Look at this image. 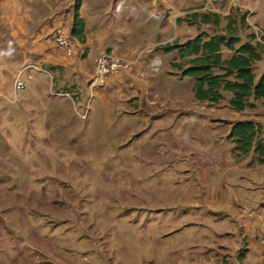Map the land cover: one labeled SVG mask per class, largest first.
Instances as JSON below:
<instances>
[{
	"label": "rangeland",
	"instance_id": "rangeland-1",
	"mask_svg": "<svg viewBox=\"0 0 264 264\" xmlns=\"http://www.w3.org/2000/svg\"><path fill=\"white\" fill-rule=\"evenodd\" d=\"M78 1L79 13L95 11L98 18L73 57V68L47 64L43 54L31 51L30 32L12 30L0 15V264H247L239 254L249 243L238 244L244 232L235 223L242 208L230 197L235 185L216 168L219 160L207 154L224 150L209 141L215 134L236 137L239 118L231 116L230 93L223 90V98L213 101L225 117L210 115L206 122L191 107L185 108L186 118L160 114L162 104L153 102L148 83L141 91L127 87L124 94L94 86L102 53L125 55L134 49L123 44L135 41L130 26L138 15L130 13V26L106 37L115 0H54L56 11L48 7L51 1L36 0L31 29L59 15L70 19ZM178 6L179 16L192 9L218 12L219 26L210 34L226 30L227 38H239L237 48L255 45L261 61L253 72L264 71V40L255 38L252 26L264 36V0H178ZM155 11L147 15L160 17ZM151 19L142 20L144 29ZM53 38L47 53L56 47ZM139 44L128 55L148 43ZM149 54L152 59L160 49ZM233 54L226 51V59ZM164 58L161 77L171 66ZM25 67H30L23 76L28 89L16 98L14 84ZM248 104L242 120L257 114L259 132L252 140L236 137L227 143L228 151L243 152L237 162L250 163L258 143L264 144V102ZM258 225L250 224V234L261 243ZM230 230L236 242L228 248L240 246L233 252L226 249Z\"/></svg>",
	"mask_w": 264,
	"mask_h": 264
},
{
	"label": "crops",
	"instance_id": "crops-1",
	"mask_svg": "<svg viewBox=\"0 0 264 264\" xmlns=\"http://www.w3.org/2000/svg\"><path fill=\"white\" fill-rule=\"evenodd\" d=\"M36 0H0V15L5 16L3 21L8 24V27L10 25V28L12 30H18L22 33H29L28 34V40L27 43L30 46L31 51H34L36 53L43 54V60L46 61L47 64L51 63L53 65H59L61 67H69L73 68V65L71 63L73 62L74 58L78 57L80 54V51L82 50V45H85V41L82 42L80 36L77 34H74V19H75V13L71 15V18L68 19L66 17V14L56 16L53 20L47 21L43 26L39 28V30L31 29V21L32 18L30 15L33 13V6L35 4ZM51 1V3H48V7L54 9V11L57 10L56 8H52L53 1L54 0H46ZM87 1V0H86ZM60 0H58V3ZM99 2V1H98ZM97 2V3H98ZM113 5V12L115 17L112 21L109 22V28H108V34L106 37L110 36V32H116L123 30L125 27H129L131 24V18L130 20H127L129 18L130 13H134L138 15L136 21L137 23H132L130 27H133L135 31L133 32V36L135 38V41L132 43H125L123 46H130V48H134L129 50L128 52L124 53L125 55H128V53L141 48L139 45V42H147V48L153 47L154 50L160 49V54H155L152 59H150V56L138 66L135 73H126V75H121L118 77H111L105 86L109 85V90L111 92H114V89L118 91L119 94H124L122 90L126 89L127 87H131L133 89H136L137 91H141L145 84L153 85V88L149 89L150 93L154 92V95L156 96V99L153 101L154 103H161V110L160 114L165 113H172L171 117H188L185 112L186 107H191L194 109L196 114H203L205 118H202L201 120L208 122L210 115H215L219 118L225 117V114L222 109L219 108V105L216 103L209 101V100H198L196 98V92H195V84H196V77L184 75L183 69L189 68L191 66V59L193 57H186L181 58L180 57V49H173L172 51H166L165 46L168 44L173 45L174 42H178L180 46L186 45L190 40H193L198 35L202 33H208L210 36H225V31L223 32L224 35L218 34H210V30L212 28L216 29L218 28V25L211 24V23H203L202 22V16L203 13H199L201 11H204V14H210L213 16V18L217 15L218 12L209 11L207 9H192L185 12H182L185 16H179L181 13L179 11L178 6V0H115V3L112 2ZM56 5V4H55ZM62 5L61 9H64V5ZM158 9V12L155 11V14H161L160 17L157 15H147V12L150 11L149 14H152L151 11ZM83 10L80 11V16L85 22L86 26V33L85 36H90V26L94 24L96 19L98 18V14L94 12H85L83 13ZM90 13V15H89ZM56 15V13H54ZM125 16V19L123 17ZM12 18V19H11ZM148 18L149 21L151 19L150 28L148 30L144 29L146 26V22L142 25V20ZM160 18V19H158ZM220 18V16H219ZM181 19V20H180ZM191 20V21H190ZM196 20V21H195ZM128 21L126 24L125 22ZM181 22V23H180ZM195 22L196 25H193L191 28L190 24ZM3 23V22H1ZM125 24V25H124ZM200 25V28H202V31L200 32L198 30ZM63 29L66 34L71 37L72 42L74 43V46L76 48V54L75 56H68L64 49L58 47L56 43V47L53 48L50 52H45L46 47H48V41H50V36L59 29ZM194 30V32H193ZM138 33V34H136ZM140 33V34H139ZM189 33V34H188ZM86 40V39H85ZM88 39L87 44L91 42ZM181 41V42H180ZM54 42V38H53ZM131 44V45H129ZM238 44V43H237ZM253 47L255 45L251 44ZM138 47V48H136ZM226 51L234 52L232 50H229L226 47H223L222 54L223 59L226 60L225 54ZM257 52H260L259 50ZM82 53V52H81ZM109 53H116V52H109ZM235 53V52H234ZM119 55L123 53H117ZM164 57H167L170 60L171 66L164 70L165 73L161 77L160 74L163 71V61H166ZM231 57V56H230ZM229 57V58H230ZM227 58V59H229ZM148 59L150 61H148ZM261 61V59H260ZM259 62V60L255 61ZM254 62V63H255ZM154 64V65H153ZM157 64V65H156ZM54 68V66H51ZM173 67V68H172ZM175 67V68H174ZM176 68L178 70H176ZM145 70L146 74L143 77H140L139 73ZM253 71V69H252ZM255 74V81L256 83L259 82L261 77L264 74V71L262 70L261 74L259 76L256 74V72H253ZM147 75V78H146ZM29 79L32 78V75L27 76ZM146 78V79H144ZM160 85V86H159ZM188 86V87H187ZM140 87V88H139ZM146 89H148L146 87ZM187 89V90H186ZM154 90V91H153ZM186 90V91H185ZM176 91V92H173ZM229 92V91H225ZM110 93V92H109ZM222 95L224 96L223 90H221ZM230 93V101L233 98V93ZM146 93L145 95H147ZM164 94V98L160 97L159 95ZM251 101L248 103L252 104V107H256L258 105V102L262 103L264 102V97L258 98L255 95L251 96ZM172 99V100H171ZM263 100V101H262ZM147 101V100H144ZM173 101V102H172ZM157 105V104H156ZM155 104L153 106L157 108ZM249 104H247V107L243 111H238L229 104V108L232 111L231 116L233 118H239L237 119L238 123L240 122H253L255 124L258 115L252 114L251 118L248 120H242L243 114L247 111ZM212 111V112H211ZM258 113V112H254ZM174 118V119H176ZM255 118V119H254ZM237 123V124H238ZM233 126V125H232ZM222 131V130H218ZM214 140H209L210 142L216 143L217 147L222 146L224 150L220 153L219 151H211L208 152V156L215 157V159H218L219 162L216 166L218 169H223V174L226 176L228 175L229 178L233 181L236 189L235 194H231L230 197L233 200V203H236L240 205L241 211L240 215L241 218L237 216V221L235 223H239L242 225L241 231L244 232L243 236L240 238H237V242L240 245V242H247L249 243L248 248H244L239 254L240 258L244 260L247 264H264V244L259 243L256 240L255 234H250V224L259 222L258 227L256 230V236H257V230L260 227V224L262 223V226L264 225V163H259L256 159V161L253 163V157L258 156V153L252 152V160L250 163L247 162V160L243 162H237V158H242L243 152L241 150H237L235 148L234 150H227V143H231L232 139H237L236 137H231V140H227V136L225 134L217 133L215 134ZM208 151V150H207ZM206 154V155H207ZM262 159V157L260 158ZM247 163L250 165H247ZM254 165V166H251ZM235 168V170H234ZM227 185H230V182L227 179ZM249 187H251L250 190ZM228 197V195H227ZM221 200L224 202V200L221 198ZM225 204V202H224ZM229 205V203L225 204ZM246 227V230L244 226ZM262 228V227H261ZM249 229V230H247ZM232 233H229L226 241V249H229L230 252H233V249H238L240 246L228 248V246L231 247L232 242H236V239L234 238V231ZM259 234V230H258ZM228 245V246H227ZM233 245V244H232ZM214 248V247H213ZM213 248L211 251H213ZM221 248V247H220ZM246 252V257L243 256V254ZM240 251V250H236Z\"/></svg>",
	"mask_w": 264,
	"mask_h": 264
},
{
	"label": "trees",
	"instance_id": "trees-1",
	"mask_svg": "<svg viewBox=\"0 0 264 264\" xmlns=\"http://www.w3.org/2000/svg\"><path fill=\"white\" fill-rule=\"evenodd\" d=\"M79 10L80 3L78 1L74 19V34H78L84 42L86 26ZM198 16H202V22L205 24L218 25L220 22L217 15L214 18L210 14H197L196 17ZM239 41V38H235L233 34L227 38L226 36H210L208 33H202L184 46L174 42L173 45L168 44L164 48L169 52L178 47L182 59L187 56L193 57L190 60L191 66L182 71L184 75L196 77L194 89L198 100L216 102L223 98L221 90L229 91L234 94L230 101L232 108L243 111L252 95L258 98L264 97V74L256 83L252 66L255 61L261 59V54L257 52L258 48L251 44H244L237 48L236 45ZM223 47L235 53L229 59L224 60ZM258 132L259 126L249 121L240 122L233 128V136L241 141L245 138L252 140ZM256 153L260 158L262 157L261 161L264 163V144L258 143Z\"/></svg>",
	"mask_w": 264,
	"mask_h": 264
},
{
	"label": "built area",
	"instance_id": "built-area-1",
	"mask_svg": "<svg viewBox=\"0 0 264 264\" xmlns=\"http://www.w3.org/2000/svg\"><path fill=\"white\" fill-rule=\"evenodd\" d=\"M253 13V12H252ZM255 31V38L263 42V33L259 32V28L252 25ZM54 42L57 46L64 49L68 56H75L76 48L72 42L71 37H69L64 30L59 28L54 34ZM153 47H148L145 50L138 51L130 55H119L116 53L105 52L102 53L95 62V79L93 82L94 86H104L111 77H118L123 74L135 73L138 66L142 64L149 56L150 50ZM30 67H25L20 70L18 77L14 84V96L16 98L19 94L28 89V81L23 78L25 71ZM140 77L145 76V72L141 71L139 73ZM92 85V87H93ZM258 236L261 237V242L264 244V225L259 230Z\"/></svg>",
	"mask_w": 264,
	"mask_h": 264
}]
</instances>
